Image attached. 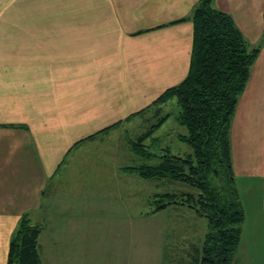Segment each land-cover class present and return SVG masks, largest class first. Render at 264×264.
Wrapping results in <instances>:
<instances>
[{
  "label": "crops",
  "instance_id": "crops-1",
  "mask_svg": "<svg viewBox=\"0 0 264 264\" xmlns=\"http://www.w3.org/2000/svg\"><path fill=\"white\" fill-rule=\"evenodd\" d=\"M199 1L0 0V264H7L22 216L42 217L55 199V181L77 164L88 163L98 178H85L92 187L80 197L95 201L105 193L103 153L106 145L122 147L126 129L89 137L146 109L186 78L194 27L178 21ZM214 3L251 45L262 43L264 0ZM231 140L243 206L254 207L256 198L264 204V43ZM37 225L42 264L54 263L47 248L61 247V238L52 235L48 246L46 217Z\"/></svg>",
  "mask_w": 264,
  "mask_h": 264
},
{
  "label": "trees",
  "instance_id": "trees-1",
  "mask_svg": "<svg viewBox=\"0 0 264 264\" xmlns=\"http://www.w3.org/2000/svg\"><path fill=\"white\" fill-rule=\"evenodd\" d=\"M185 20L192 21L194 27L186 78L146 109L89 138L115 127L126 128V144L145 163L126 167L124 172L153 181L183 183L194 190L155 195L149 213L182 205L207 220L204 240L195 248L193 262L187 264H234L246 213L233 169L232 123L264 39L251 45L233 17L217 9L214 0H200L191 15L178 22ZM174 99L180 108L177 119L188 131L178 139L193 149L184 156L172 154L168 147L167 153H160L165 140L154 137L172 116L165 107ZM153 147L161 149L153 152ZM152 160L157 162L151 164ZM41 234L39 225L28 215L22 216L11 238L7 264H42Z\"/></svg>",
  "mask_w": 264,
  "mask_h": 264
},
{
  "label": "rangeland",
  "instance_id": "rangeland-1",
  "mask_svg": "<svg viewBox=\"0 0 264 264\" xmlns=\"http://www.w3.org/2000/svg\"><path fill=\"white\" fill-rule=\"evenodd\" d=\"M165 110L172 113V116L154 136L165 140L161 146L163 151L157 147H153L152 151L167 153L168 147L176 156L192 153L191 146L178 139L179 134H187L188 131L177 119L180 111L177 100L167 104ZM121 137L124 142L122 140L119 150L114 149L112 145H106L103 153L107 164L103 168L105 193L101 198L92 201L80 197L82 190L92 187L91 182H86L85 178L98 180L96 170L93 169V173H90L92 168L88 163L77 164V167L66 174L65 180L59 178L55 181L54 186L57 187L54 201L42 217L41 213L37 215L40 221L46 217L48 230L44 241L48 246L52 235L56 240L58 236L61 238V247L47 248V259L52 257L54 261L51 264L193 262L195 248L201 246L207 233V220L182 205H173L155 214L149 213L153 208L151 199L155 195L194 190L183 183L153 181L134 172H124L126 167H136L145 162L134 156L125 144V133ZM125 145L128 151L124 149ZM76 160L80 161L81 158ZM155 160H152L151 164H155ZM110 163L120 167L110 168ZM114 172H117L119 178L114 177ZM80 203L83 204L79 205ZM245 213V221L240 224L242 240L234 264H264L262 198H256L254 207L247 205ZM32 217H29L31 222L37 225L39 220L32 221ZM84 223L89 224V231L85 233L80 231V226H84ZM43 264H49V260Z\"/></svg>",
  "mask_w": 264,
  "mask_h": 264
}]
</instances>
